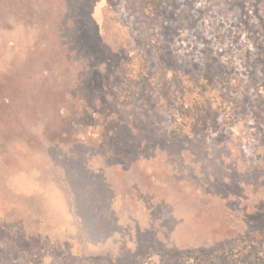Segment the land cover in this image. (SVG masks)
Returning <instances> with one entry per match:
<instances>
[{
    "label": "rangeland",
    "instance_id": "rangeland-1",
    "mask_svg": "<svg viewBox=\"0 0 264 264\" xmlns=\"http://www.w3.org/2000/svg\"><path fill=\"white\" fill-rule=\"evenodd\" d=\"M0 264H264V0H0Z\"/></svg>",
    "mask_w": 264,
    "mask_h": 264
},
{
    "label": "trees",
    "instance_id": "trees-1",
    "mask_svg": "<svg viewBox=\"0 0 264 264\" xmlns=\"http://www.w3.org/2000/svg\"><path fill=\"white\" fill-rule=\"evenodd\" d=\"M183 106H184V104H183ZM183 106H181V108L179 109V112L181 113V114H185V115H189L190 113H192V111H190L191 109L189 108V107H184L183 108ZM203 107H201L200 109L196 106V108H195V111H193L194 112V115H192V117H193V119L194 120H196L198 123H195V125H194V132H196V130L198 129V127H199V125L201 126V124H203V119H202V116L203 115H201L200 113H199V111H202L203 109H202ZM200 121V122H199Z\"/></svg>",
    "mask_w": 264,
    "mask_h": 264
}]
</instances>
